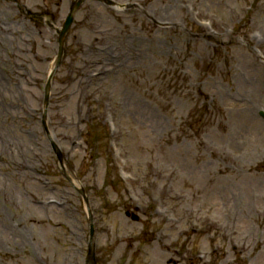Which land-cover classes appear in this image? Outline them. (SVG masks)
<instances>
[{
	"label": "rangeland",
	"instance_id": "374dc122",
	"mask_svg": "<svg viewBox=\"0 0 264 264\" xmlns=\"http://www.w3.org/2000/svg\"><path fill=\"white\" fill-rule=\"evenodd\" d=\"M75 1L0 0V264H264V0H86L45 110Z\"/></svg>",
	"mask_w": 264,
	"mask_h": 264
},
{
	"label": "water",
	"instance_id": "95a60500",
	"mask_svg": "<svg viewBox=\"0 0 264 264\" xmlns=\"http://www.w3.org/2000/svg\"><path fill=\"white\" fill-rule=\"evenodd\" d=\"M83 0H81L80 2H78V3H76V5H75V7H73V9L71 10V13H70V15L68 16V18H67V20H66V22L64 23V27H63V30H62V32H61V35H60V40H59V43H60V48H59V55H58V62H59V60H60V58H61V56H62V43H63V37H64V34H65V32L67 31V29L69 28V26H70V24H71V22H72V19H73V17H72V15H73V12H74V10L81 4V2H82ZM48 88H49V85L47 86V90H48ZM92 230H91V235H92ZM89 263L88 264H92V262H93V247H92V244L90 243V249H89Z\"/></svg>",
	"mask_w": 264,
	"mask_h": 264
}]
</instances>
